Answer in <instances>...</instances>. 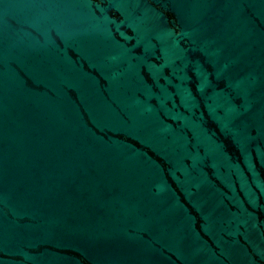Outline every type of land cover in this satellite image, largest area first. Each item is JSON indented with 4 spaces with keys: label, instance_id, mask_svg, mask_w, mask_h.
I'll return each instance as SVG.
<instances>
[{
    "label": "water",
    "instance_id": "water-1",
    "mask_svg": "<svg viewBox=\"0 0 264 264\" xmlns=\"http://www.w3.org/2000/svg\"><path fill=\"white\" fill-rule=\"evenodd\" d=\"M0 264H264V0H0Z\"/></svg>",
    "mask_w": 264,
    "mask_h": 264
}]
</instances>
